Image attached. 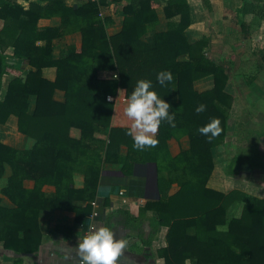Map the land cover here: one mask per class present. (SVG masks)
Returning a JSON list of instances; mask_svg holds the SVG:
<instances>
[{"label":"trees","instance_id":"1","mask_svg":"<svg viewBox=\"0 0 264 264\" xmlns=\"http://www.w3.org/2000/svg\"><path fill=\"white\" fill-rule=\"evenodd\" d=\"M39 1L46 4L31 3L25 10L16 0H0V18L6 24L0 33V80L11 71L5 61L9 44L5 40H10L18 59L35 69L25 79H13L0 101V124L14 115L19 131L34 140L29 149L0 142V177L5 165L12 169L3 194L15 205L0 208L4 247L16 254L37 252L43 210L73 211L87 225L94 202L100 207L109 204V197L101 196L102 189L109 188L110 195L125 188L129 197L140 198L135 168L154 163L160 198L148 201L144 211L152 212L151 233L168 229L166 246L158 251L165 264H264V198L208 186L215 168L212 151L228 136L234 98L227 91L225 68L205 54L208 39L195 43L188 39L187 4L173 0L169 5L177 4L176 12L166 10L168 17L181 15L178 26L150 32L147 25L157 23L151 1L130 0L123 7L122 31L110 36L111 20L103 19L100 12L106 0H74L72 6L66 0ZM52 17L61 19L59 27L38 28L40 19ZM74 33L82 35L81 48L70 47L55 60L53 41ZM261 58L264 62V50ZM48 67L56 69L54 81L43 75ZM161 70L173 74L165 86L156 81ZM208 76L214 79L213 88L197 91L195 82ZM139 79L151 80L175 113L174 126L162 121L157 145L143 151L133 147L127 134L132 121L124 113L127 95ZM57 90L65 94L62 102L55 100ZM201 104L205 110L196 112ZM212 118L220 120L222 131L209 140L197 129ZM183 138L189 147L172 156L169 141ZM238 162L229 163V175L235 176ZM249 164L264 171V162L254 155ZM107 165L119 166L123 177L106 179L102 173ZM76 174L84 177L82 188L75 187ZM27 181H33L34 187L28 189ZM46 185L56 188L54 196L43 191ZM102 221L99 215L93 224L99 228ZM14 264L22 262L17 259Z\"/></svg>","mask_w":264,"mask_h":264},{"label":"crops","instance_id":"2","mask_svg":"<svg viewBox=\"0 0 264 264\" xmlns=\"http://www.w3.org/2000/svg\"><path fill=\"white\" fill-rule=\"evenodd\" d=\"M106 1L108 3L100 6V12L103 19L111 20L107 32L110 36H113L122 31L125 19L123 7L130 0ZM150 1L157 16L156 24L149 23L147 25L150 32L167 31L172 26H178L181 22V15L174 13L176 15L168 17L166 12L170 8L171 12H176L178 5L176 4L173 7L169 5L173 0ZM181 1H184L188 6L190 19V24L186 29L188 39L192 43L208 39L205 54L225 68L229 76L227 91L234 98L228 120V136L222 145L212 151L215 168L208 186L224 193L238 189L252 196L264 198V171L260 168H252L249 164L252 155L264 162V110L258 111L261 114L258 118L263 122L260 126L253 125V117L249 118L246 123L240 120L243 114H248L251 111L249 108L260 104H263L264 108V62L261 58V52L264 50V0ZM16 2L25 10L30 8L31 3L46 4L39 0H16ZM66 3L72 6L75 1L66 0ZM60 25L61 19L58 17L44 18L38 21L40 30L57 28ZM5 26V20L0 18V33ZM5 42L9 43L4 49L5 61L11 71L4 74L0 80V101L5 99L13 79L18 76L25 79L31 71H35L33 67L26 65L15 56L14 47L11 46L10 40H5ZM37 45H45V42L37 41ZM81 46V33L70 34L53 41L52 54L56 60L68 48L80 49ZM43 75L48 80L54 81L56 69L53 67L45 68ZM213 86L214 79L212 76L195 82V89L199 92L211 90ZM64 95V92L57 90L54 95L55 100L62 102ZM257 116L256 119H258ZM252 125L254 128L260 127L262 129L259 132L251 133L250 127ZM236 138H244L245 142L252 146L250 151L235 150L233 152L229 150L230 145L234 144ZM0 142L15 149H29L34 144L33 139L19 131L18 118L14 115L9 116L4 123L0 124ZM188 147L187 138L180 141L174 139L169 141L172 156L179 155L182 150H186ZM231 152H233V155ZM236 159L239 162L233 168L235 176H231L228 172V165ZM244 161L252 169L251 172L256 178L249 177L250 175L248 176L243 172ZM153 164L148 163L135 168L134 175L139 179L141 187L140 192L142 195L140 198L133 199L129 197L125 188H121L119 192L110 195L107 192L109 188L101 191V196L109 197V204L106 207L98 205L97 211L100 216L103 215L102 224L100 223L99 226L110 227L117 239L127 241L122 255L118 258V264H165L164 260L159 257L158 251L166 246L165 237L168 229L163 227L159 233H151L150 219L152 212L144 211L148 201H157L160 198V193L158 194L154 189ZM11 175L12 169L5 165L4 173L0 177V208H15L14 203L3 194ZM102 175L106 179L123 177V173L117 165H107ZM239 176L245 179L244 183L241 179H237ZM74 181L76 188L83 187L84 177L81 174H76ZM25 184L28 189L34 187L33 181H27ZM175 189H177V185H174ZM43 191L49 196L56 194V188L51 185H46ZM121 192H123V195L120 194ZM102 198L98 200L102 201ZM107 215H111V217L106 219L105 216ZM86 223V219L79 222L77 214L73 211L43 210L39 214V224L42 232V242L39 250L32 254H16L11 250H7L4 243L0 242V264H14L17 259L22 264H80L78 249L75 245L78 243V236L82 235L79 232L84 229ZM148 241L149 243H147ZM187 264H191V262H187Z\"/></svg>","mask_w":264,"mask_h":264},{"label":"clouds","instance_id":"3","mask_svg":"<svg viewBox=\"0 0 264 264\" xmlns=\"http://www.w3.org/2000/svg\"><path fill=\"white\" fill-rule=\"evenodd\" d=\"M172 79L173 74L169 70H161L156 75V81L161 86H165ZM169 109L170 104L156 93L151 80H137L135 87L127 95L124 108L125 115L132 121L127 134L132 136L135 149L143 151L146 147L157 145L156 133L162 121L174 126L175 113ZM204 110L203 104L195 109L196 112ZM197 131L211 140L221 133V122L218 118H212ZM79 233L82 235L78 236L75 247L78 249L80 264H118V258L122 255L127 241L117 239L110 227L95 228L89 224Z\"/></svg>","mask_w":264,"mask_h":264},{"label":"rangeland","instance_id":"4","mask_svg":"<svg viewBox=\"0 0 264 264\" xmlns=\"http://www.w3.org/2000/svg\"><path fill=\"white\" fill-rule=\"evenodd\" d=\"M264 100V99H263ZM263 102V101H262ZM262 102H260V103H262ZM251 111L248 113V114H243V117H241L240 118V120L243 122V123H246L248 120H249V118L251 119L252 117V119H253V125H255V126H260L261 124H263V122L262 121H260L259 120V118L258 117H260L259 115H261L258 111H260V110H264V108H263V104H260V105H258V106H255V107H251V108H249ZM259 113V114H258ZM258 115V116H257ZM251 116V117H250ZM256 116H257V118L258 119H256ZM255 117V118H254ZM255 122V123H254ZM253 125L250 127V131H251V133H253V132H255V131H260L262 128H254L253 127ZM248 131V130H247ZM247 134V133H246ZM242 137H243V134H242ZM256 137V136H255ZM235 140H236V143H235ZM234 140V144H231L230 146V149L229 150H232L233 152L236 150V151H238V150H241V151H247V150H249L250 151V149H251V145L249 144V143H246L245 142V140H244V138H241V139H238V138H236ZM249 141V140H248ZM233 152H231L232 153V155H233ZM227 155V154H226ZM229 162V161H228ZM244 164H245V166H242L243 168H242V170H243V172H245V174H248V176L249 177H255L256 178V176L251 172L252 171V169L249 167V165L248 164H246L247 162H243ZM224 166V165H223ZM227 175V174H226ZM227 176H229V175H227ZM243 177H238L237 179L239 180V179H241L242 180V182L244 183V180L245 179H242ZM152 179H153V175H152ZM252 179H254V178H252ZM256 180V179H255Z\"/></svg>","mask_w":264,"mask_h":264},{"label":"built area","instance_id":"5","mask_svg":"<svg viewBox=\"0 0 264 264\" xmlns=\"http://www.w3.org/2000/svg\"><path fill=\"white\" fill-rule=\"evenodd\" d=\"M108 101H114V98L111 97V99H109V97H108ZM120 194L123 195V192H121ZM93 207H94V211H93V213H92V215H91L90 222H89L87 225L91 224V225H93L95 228H98V227H96V226L93 224V220L99 216V212L97 211V209H98V203L94 202V203H93ZM87 225H85L84 228H86Z\"/></svg>","mask_w":264,"mask_h":264},{"label":"water","instance_id":"6","mask_svg":"<svg viewBox=\"0 0 264 264\" xmlns=\"http://www.w3.org/2000/svg\"><path fill=\"white\" fill-rule=\"evenodd\" d=\"M153 167H154V189L159 194L158 183H157L158 170L156 164H153Z\"/></svg>","mask_w":264,"mask_h":264}]
</instances>
